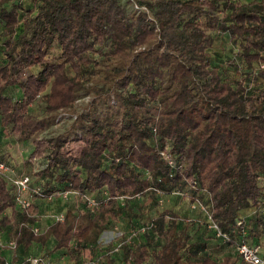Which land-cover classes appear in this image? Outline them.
<instances>
[{"label":"trees","instance_id":"obj_1","mask_svg":"<svg viewBox=\"0 0 264 264\" xmlns=\"http://www.w3.org/2000/svg\"><path fill=\"white\" fill-rule=\"evenodd\" d=\"M32 2L0 0L1 126L6 136L32 140L31 157L47 160L37 172L47 178L44 195L93 192L98 203L67 209L35 232V202L21 209L14 182L0 174V234L8 238L2 231L13 225L23 251L53 239V250L78 264L131 198L148 192L158 208L163 195L180 191L207 195L212 219L230 238H195L167 207L144 242L121 248L122 260L252 264L235 245L264 236V0ZM220 30L239 44L243 76L213 63ZM83 95L92 99L71 132L38 137ZM0 249L3 264L10 250Z\"/></svg>","mask_w":264,"mask_h":264},{"label":"rangeland","instance_id":"obj_2","mask_svg":"<svg viewBox=\"0 0 264 264\" xmlns=\"http://www.w3.org/2000/svg\"><path fill=\"white\" fill-rule=\"evenodd\" d=\"M25 4L33 0H22ZM1 32V26H0ZM1 44V36H0ZM240 46L233 39L227 31H216L214 45L212 47V60L214 65L219 70L223 71L225 75L229 74L238 78L243 76V72L248 69V65L240 58ZM60 51L59 47L55 45L53 54L58 57ZM233 58L239 60L238 64L234 65ZM255 69H258L256 66ZM92 99L91 95H83L80 97L74 107L68 110H60L55 113V122L43 129L37 135L38 137H51L61 133L71 132V126L76 119V114L87 108ZM34 113L41 114L43 108L34 104L32 106ZM9 142H6V147H3V158L11 165L12 172L8 174L9 181L12 184L14 177H19L24 174H30L32 181L30 190L27 193L29 197L35 200L37 206V216L39 217V224L44 230L59 212L67 209H74L76 211L84 208L94 207L98 203V196L93 192L86 195H80L77 192L69 194L66 198L60 194L43 195L35 192V188L41 187L43 190V183L47 180L45 176L38 175V170L41 169L43 163L47 160L45 157L38 155V161H35L32 154H34L35 145L32 140L28 142L18 141L14 137H10ZM1 143V142H0ZM79 142H71L70 146L78 147ZM1 146V145H0ZM17 146V152L14 153L12 148ZM12 151V152H11ZM15 187V185H14ZM16 188H14L15 190ZM16 191V190H15ZM158 208L152 207L151 201L148 199V192L131 198L129 205L126 204V212L121 215L112 225L105 230L99 242L95 247H88L78 264H133L126 263L122 260V251L117 249L120 241H125V244L142 243L146 237L152 232V220L157 219L158 210L163 208H172L179 215L178 228L184 229L191 233L195 238H204L210 236L212 242H217L214 234L212 219L210 218V211L208 206V196H198L193 198L183 192L172 193L170 195H163ZM14 219L16 216L14 215ZM13 225L3 230V234L8 238L13 237ZM1 235V234H0ZM264 240V236L262 237ZM54 241L49 239L45 244L35 243L27 250L17 248L16 260L21 263L24 258L38 257L48 264H76L65 249L53 250ZM2 250V249H0ZM7 254L11 256V251ZM217 252V251H216ZM222 253L219 257H222Z\"/></svg>","mask_w":264,"mask_h":264},{"label":"built area","instance_id":"obj_3","mask_svg":"<svg viewBox=\"0 0 264 264\" xmlns=\"http://www.w3.org/2000/svg\"><path fill=\"white\" fill-rule=\"evenodd\" d=\"M33 158L35 159V161H38L37 155H34ZM45 165H46V162L42 164L41 168L44 167ZM11 167H12L11 164L7 160L2 158L0 154V174H3V175L10 174L12 172ZM12 181L14 182L15 187H16V202L21 209H25L26 207L30 206L32 203L35 202L34 199H32L31 197H29V195H27V193L30 190V185L32 181V176L30 174H24L19 177H14ZM42 191L43 190L41 187L35 188V192L38 194H43ZM73 192H77V191L58 190L54 194H60L66 198L69 194ZM174 193L179 194L180 191H175ZM64 217H65V211L59 212L55 216V220H62L64 219ZM210 218L212 219L211 214H210ZM155 223H157V219H153L151 225ZM212 223H213L212 224L213 227L215 228L217 232V235L223 237L224 240H228L230 238L229 234L224 232L219 226V224L215 222L213 219H212ZM32 229L35 232L42 231L39 221L33 224ZM124 245H125V241H120L116 248L121 249L123 248ZM0 247L1 248L6 247L7 249L11 251V256L7 255L3 264H20L15 258L18 244L14 238H4L2 235H0ZM235 249H236V252L240 253L241 256L246 261L252 264H264V240H259L257 242H251L249 240L242 239L236 243ZM28 259L30 260V264H48L42 261L38 257H29Z\"/></svg>","mask_w":264,"mask_h":264},{"label":"crops","instance_id":"obj_4","mask_svg":"<svg viewBox=\"0 0 264 264\" xmlns=\"http://www.w3.org/2000/svg\"><path fill=\"white\" fill-rule=\"evenodd\" d=\"M2 41V40H1ZM14 89V90H13ZM8 92H11V93H15L16 94V92H18V89H16V88H10L9 90H8ZM10 137L9 136H6V134H5V132L3 131V129H2V126H1V116H0V142H1V146H0V154L3 156V152L2 151H4L5 152V150H2L3 149V147H6V142H9L10 140ZM24 142H28V141H24ZM14 150V153H16L17 152V146H15V147H13L12 148V151ZM11 151V152H12Z\"/></svg>","mask_w":264,"mask_h":264}]
</instances>
